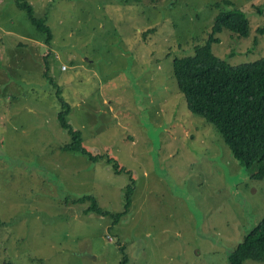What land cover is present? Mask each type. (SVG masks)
Masks as SVG:
<instances>
[{
	"label": "rangeland",
	"instance_id": "obj_1",
	"mask_svg": "<svg viewBox=\"0 0 264 264\" xmlns=\"http://www.w3.org/2000/svg\"><path fill=\"white\" fill-rule=\"evenodd\" d=\"M27 1L53 36L0 0V264H229L264 214V176L187 109L172 74L222 0ZM230 1L250 32L224 29L215 54L264 56V0ZM57 89L95 157L62 148Z\"/></svg>",
	"mask_w": 264,
	"mask_h": 264
},
{
	"label": "trees",
	"instance_id": "obj_2",
	"mask_svg": "<svg viewBox=\"0 0 264 264\" xmlns=\"http://www.w3.org/2000/svg\"><path fill=\"white\" fill-rule=\"evenodd\" d=\"M222 4L224 5L221 9ZM230 0L215 3L220 11L215 15L211 31L202 43L194 46L192 53L174 56L172 74L178 90L183 94L187 109L214 125L230 147L232 155L247 167H254V178L264 176V56L238 63H230L215 54L213 43L219 42L224 29L239 37L247 36L250 25L245 13ZM16 6L24 9L31 23L45 34L50 42L53 34L44 17H37L27 0H16ZM261 32L262 29H259ZM45 75L47 76L46 72ZM51 83H54L49 78ZM56 95L61 108L57 119L70 135L62 145L64 149L81 151L88 157L94 155L82 145L80 130L73 129L68 122L70 105L63 100L59 89ZM115 166H118L115 163ZM117 171H121L116 167ZM134 186L129 185L125 210L114 214L115 220L129 209ZM90 208L102 212L91 200ZM124 250V246L121 247ZM229 264H242L244 259L264 260V214L261 219L228 252ZM124 253L121 264H128Z\"/></svg>",
	"mask_w": 264,
	"mask_h": 264
}]
</instances>
